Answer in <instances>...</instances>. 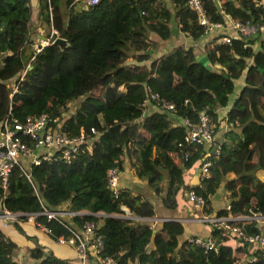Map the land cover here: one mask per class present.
<instances>
[{
	"label": "trees",
	"instance_id": "16d2710c",
	"mask_svg": "<svg viewBox=\"0 0 264 264\" xmlns=\"http://www.w3.org/2000/svg\"><path fill=\"white\" fill-rule=\"evenodd\" d=\"M218 1L219 7L213 0H202L209 20L223 21L224 15L264 19L254 0ZM33 16L56 29L68 46L60 49L50 41L37 51L33 49L30 44L34 38L29 35ZM171 24L192 42L207 38L204 48H210V68L195 61L192 46L182 44L147 65L139 63L157 45L156 37L164 40L171 35ZM217 38L202 34L197 14L187 0H98L85 6L77 0H37L35 13L27 0H0V119L10 107V116L17 119L41 112L56 116L69 135L89 126L99 131L69 162L31 164L32 184L13 166L7 186L0 187V211L4 208L17 213L6 219V227L32 242L27 254L36 260L33 264H78L75 251V260H71L56 255L49 246L57 244L56 237L68 233L60 222L40 213L34 220H26L29 213L41 209L40 203L49 209L62 205V210L72 212L63 221L73 226L92 221L94 232L102 239L101 254L111 256L114 264H235L240 259L238 253L249 252L246 246L250 242L242 235L227 233L215 222L204 221L210 225L206 236L215 247L204 250L188 238L178 240L182 224L177 220L164 219L153 228L147 222L124 217L142 213L146 201L118 185L114 195L107 184L106 170L115 168L118 174L126 158L136 177L146 180L165 207L175 206L178 193L187 194L192 189L204 200L200 215L230 216L229 222L241 233L259 232L256 221L247 215L264 214L263 182L246 174L242 184L229 188V207L215 213L209 212V196L229 171H245L253 165L264 169V143L252 122L244 119L250 110L264 109V70L260 73L257 69L264 67V38L257 49L249 37L232 36L227 42ZM71 48L75 53L66 55ZM243 70L244 85L225 113L227 126L239 128V133L226 130L224 138L215 141L217 151H210L214 139L210 143L185 142V126L179 120L187 117L197 121L204 111L216 131L217 108L227 103L233 79ZM11 83L16 84L12 93ZM149 90L173 107L154 108L144 114L141 102ZM171 152H177L176 159ZM205 153L208 175L199 184H185V169L199 165ZM251 155L255 162L250 161ZM225 181L229 185L232 180ZM254 182L256 189L251 190ZM84 210L87 213H82ZM99 211L104 215L95 214ZM241 215L247 218H235ZM2 222L0 264H30L17 256L20 244ZM37 224L48 230H40ZM43 233L47 243L41 240ZM228 237L241 244H226ZM249 253L252 258L244 264H264L260 247Z\"/></svg>",
	"mask_w": 264,
	"mask_h": 264
},
{
	"label": "built area",
	"instance_id": "2783aa9c",
	"mask_svg": "<svg viewBox=\"0 0 264 264\" xmlns=\"http://www.w3.org/2000/svg\"><path fill=\"white\" fill-rule=\"evenodd\" d=\"M83 6L96 3L98 0H77ZM218 1V0H217ZM255 5L262 9L264 16V0H254ZM188 6L197 14L198 23L202 26V34L213 36L217 35L218 41L227 42L232 36L247 38L264 28V19L253 21L252 19L240 20L225 16L223 21L209 20L202 7V0H187ZM57 35L56 29L48 25V30L45 36L34 46L37 51L40 47L53 40ZM26 66L23 67L18 75L21 78L24 74ZM16 84L12 83L11 93L15 90ZM186 101V99H184ZM152 103L154 108L173 107L172 103L166 102L158 98L154 92L147 91L146 97L141 104ZM10 107L6 115L0 119V187L7 186L9 171L13 166L18 167L24 177L32 184L29 167L31 164H38L41 161L49 162H69L81 150V146H89V143L98 136L99 131L94 126H89L88 129L81 131L76 135H69L61 128V120L56 116H51L47 112H41L34 115H26L22 119L13 118L10 116ZM179 122L185 126L183 140L185 142L210 143L212 140L213 130L208 122V116L201 111L197 121H191L187 117H182ZM217 151V149H213ZM203 157L200 159L198 167V178L208 175L209 161ZM107 184L113 191L117 193V170L108 168L106 170ZM186 197L190 204L200 211L204 206L203 198L190 189ZM41 209L37 212L29 213L26 220L32 221L37 213L44 214L47 219L53 218L60 222L66 229L65 236H58L55 241L58 243H67L71 245L75 251L78 264H83L88 259H93L96 264H114L111 256L101 254L102 239L99 234L94 232V224L92 221H85L81 226H73L67 221H63L68 212L62 209H49L40 203ZM229 204L225 206L228 208ZM17 213L10 212L7 209L0 211V218L6 220L14 218ZM203 221L215 222L216 225L222 227L227 233L242 235V239L248 242H254L264 251V214L254 212L249 218L256 221V226L259 232L254 235H245L241 233L238 226L229 222L230 216L225 215H210L208 213L199 215ZM42 230L48 229L37 224ZM188 240L202 247L204 250H209L213 247V241L209 236L189 235Z\"/></svg>",
	"mask_w": 264,
	"mask_h": 264
},
{
	"label": "crops",
	"instance_id": "0c3cea01",
	"mask_svg": "<svg viewBox=\"0 0 264 264\" xmlns=\"http://www.w3.org/2000/svg\"><path fill=\"white\" fill-rule=\"evenodd\" d=\"M64 1V0H62ZM68 1V0H65ZM68 3V2H67ZM219 3V1H218ZM27 4L30 6L31 10L35 13L36 7H37V0H27ZM224 15V19H225ZM34 22L32 21V25H29V35L30 38L33 39V42L30 44L31 47L34 49V46L38 44V42L45 36L48 25L42 22L41 20H38L33 16ZM174 24H171V28L173 29ZM178 31V29H176ZM179 32V31H178ZM180 33V32H179ZM184 35V34H183ZM172 38L168 41V39L161 40L163 42H160V48L159 51L153 49L149 56L143 60H141L139 63L142 65H147L149 61H151L153 58L159 56L160 54H163L167 51H169L172 47H174L176 44H181L178 34H176V31L172 32L170 35ZM169 36V37H170ZM183 38L189 39L187 36H183ZM249 38L253 39L252 46L254 49H257L259 47V40L264 38V28L255 33V35L249 36ZM207 40V38H200L194 42H187L185 45L192 46L193 52L195 55H202L204 54L207 57V53L210 52V48L206 46L204 48V42ZM183 44V43H182ZM208 60V59H207ZM244 73L245 70L239 74L238 77L233 79V88L232 91L228 94V101L224 106L217 108V114H218V129L213 132L212 139H214L213 144H216L215 150L217 149V143L221 141L223 137V133L231 129L232 132L239 133V128H231L228 127L225 121V113L230 107L233 99L237 97L241 89L244 85ZM263 73V72H262ZM72 102H70V109H73ZM151 110H155L152 103H145V105H142V112L144 114L150 112ZM245 120H249L252 122L253 128L256 130V132L261 136V140L264 143V109L258 108V110H250L248 114L244 117ZM96 138V137H95ZM232 136L228 137V139H231ZM216 141V142H215ZM211 149V148H210ZM170 156L173 159L177 158V152H171ZM255 156H250V161H254ZM199 165L194 164L193 166L188 167L185 169L182 177L183 181L187 185H195L199 184V178H198V169ZM239 172V174H238ZM246 174H251L253 179L259 180L264 183V169L258 166H254L245 171H237V172H227L225 174L224 179L219 183L215 191L209 196V206H210V213H215L218 209L226 206L229 204V188L238 186L243 183V180L246 179ZM239 175V176H238ZM230 179L232 180L229 185H225V180ZM117 185L118 187H125L129 189V191L132 194H138L140 195L145 201L146 205L142 208V213H139V215H134L132 213H127L124 215V217H130L132 219L141 221V222H147L149 225L153 228L157 227V225L160 223V221L164 219H174L179 221L182 224V232L178 236V240L182 241L186 239L189 235H199V236H206L209 235L210 232V225L204 222L199 218L200 212L197 211L196 208H194L190 202L188 201L186 194L183 193L182 195L178 193L176 205L172 207H165L162 202L159 195H157L148 185L145 179L138 178L132 171L128 161L126 158H123L122 168L118 171L117 174ZM251 190L256 189V182L254 184L250 183ZM178 192H180L178 190ZM63 209V206H59L57 209ZM82 213H87V211H82ZM97 215H104L103 212L99 211L96 212ZM114 216H120L116 215V213H112ZM214 215V214H210ZM250 216V215H247ZM246 215L237 216L235 218L239 219H246ZM234 218V217H233ZM2 220V225L5 226V228L8 230L9 233H12L13 236L17 239L19 245V248L17 250V256L21 257L24 260H27L28 263L33 264L36 263V260L34 258H31L27 254V248L32 246V242L30 240L23 237L21 234H17L15 231L12 230L11 227H6L7 222L6 220L0 218ZM31 221V220H30ZM29 221V222H30ZM39 228V227H38ZM40 229V228H39ZM42 230V229H40ZM43 231V230H42ZM43 237L41 240L45 243H47L48 238L43 233ZM56 242V241H55ZM226 244H229L232 247L238 246L241 243L236 240L235 238L228 237L225 240ZM54 253L60 257L63 258H69L71 260H75L74 256V249L69 244H61L58 243H50L49 245ZM257 246L256 243L250 242L247 243L246 250H254V248ZM44 248V247H43ZM22 249V250H21ZM45 249V248H44ZM20 251V254L18 253ZM248 252V251H247ZM240 252L238 253L240 259L235 264H244V261L248 258H252V255L250 253ZM83 264H96V262L93 259L86 260ZM131 264H136L135 262H132Z\"/></svg>",
	"mask_w": 264,
	"mask_h": 264
},
{
	"label": "water",
	"instance_id": "95a60500",
	"mask_svg": "<svg viewBox=\"0 0 264 264\" xmlns=\"http://www.w3.org/2000/svg\"><path fill=\"white\" fill-rule=\"evenodd\" d=\"M213 2L216 4L217 7H219V3L217 0H213ZM52 43L56 44L60 49H63V48L68 46L66 39L63 37H60L58 35L54 36ZM194 59H195V61H198V62L202 63L203 65H205L206 68H210V64L207 60V57L204 54L195 55ZM257 69L261 73L264 70V67H257ZM215 147H216V144H213L211 146L210 151H213V149H215Z\"/></svg>",
	"mask_w": 264,
	"mask_h": 264
},
{
	"label": "rangeland",
	"instance_id": "374dc122",
	"mask_svg": "<svg viewBox=\"0 0 264 264\" xmlns=\"http://www.w3.org/2000/svg\"><path fill=\"white\" fill-rule=\"evenodd\" d=\"M32 21L34 22L35 20L32 19ZM30 24L32 25V22H31ZM47 28H48V27H47ZM176 29H178V26H177V25H174V27H173L172 30H173L174 32L176 31V34H178L179 39H180V42H181V44L183 43V44H182L183 46H185L186 41L189 42V43L191 42L190 39H186V40H185V39L183 38V36H184L183 33H182L181 31L178 30V31L180 32V33H179ZM156 38H157V43H156L157 45L154 47V49L156 48V50L159 51V48H160V46H159V45H160V42H163V41H161V39H159L158 37H156ZM168 38H169V39H168ZM168 38H167V39H168V41H169L172 37L170 36V37H168ZM65 53H66V55H71V54L75 53V51L71 48V49L68 50V51L66 50ZM74 60H75V62H76V60H79V53H76V55H75V59H74ZM127 61H128V62H131V61H133V60H131V59H127ZM78 62H79V61H78ZM76 64H77V62H76ZM10 87H12V83L10 84ZM93 92H94L95 94L98 93V89L93 90ZM73 103H74V101H73ZM21 250H22V249H21ZM18 253L20 254V251H18Z\"/></svg>",
	"mask_w": 264,
	"mask_h": 264
},
{
	"label": "clouds",
	"instance_id": "9594fccd",
	"mask_svg": "<svg viewBox=\"0 0 264 264\" xmlns=\"http://www.w3.org/2000/svg\"><path fill=\"white\" fill-rule=\"evenodd\" d=\"M225 207V206H224Z\"/></svg>",
	"mask_w": 264,
	"mask_h": 264
}]
</instances>
